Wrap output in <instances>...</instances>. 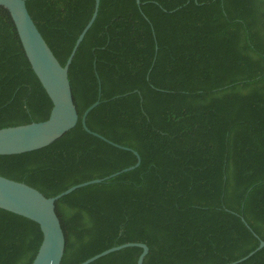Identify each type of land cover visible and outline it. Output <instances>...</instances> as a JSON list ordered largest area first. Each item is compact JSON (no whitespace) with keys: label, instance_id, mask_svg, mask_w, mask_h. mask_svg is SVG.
<instances>
[{"label":"trees","instance_id":"trees-1","mask_svg":"<svg viewBox=\"0 0 264 264\" xmlns=\"http://www.w3.org/2000/svg\"><path fill=\"white\" fill-rule=\"evenodd\" d=\"M99 0L69 66L77 124L42 149L0 156V176L55 203L60 264L145 244L142 264H229L264 241V0ZM95 0H26L64 66ZM87 128L117 148L86 132ZM52 103L0 7V129ZM33 221L0 209V264H32ZM129 247L90 264H136ZM238 264H264V247Z\"/></svg>","mask_w":264,"mask_h":264},{"label":"water","instance_id":"water-1","mask_svg":"<svg viewBox=\"0 0 264 264\" xmlns=\"http://www.w3.org/2000/svg\"><path fill=\"white\" fill-rule=\"evenodd\" d=\"M136 3L140 5L139 0H136ZM0 7H4L8 10L15 25L25 56L52 103V109L47 120L0 129V156H10L24 154L47 147L77 124L78 113L73 102L68 71L80 43L96 19L99 9V0H95L92 17L78 36L64 66L55 58L32 21L26 8V0H0ZM98 104L99 101H96L84 111L81 117L82 127L91 135L117 148L127 149L108 141L87 128V115ZM133 153L137 158L135 165L103 179H95L72 186L64 192L50 198L45 197L42 193L24 183L0 176V209L31 220L40 227L42 242L32 264L61 263L65 249V237L59 218L55 212L56 201L76 189L102 183L121 173L137 168L140 164V157L137 152ZM129 247L142 249L136 262V264H142L149 249L145 244L141 243H127L112 247L81 264H90L110 253ZM263 247L264 241H260L258 248L254 252L229 264L241 263Z\"/></svg>","mask_w":264,"mask_h":264}]
</instances>
